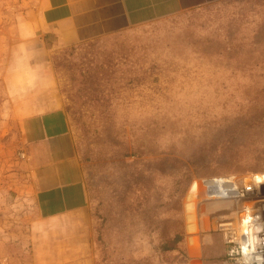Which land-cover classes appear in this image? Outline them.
<instances>
[{"label": "rangeland", "instance_id": "obj_1", "mask_svg": "<svg viewBox=\"0 0 264 264\" xmlns=\"http://www.w3.org/2000/svg\"><path fill=\"white\" fill-rule=\"evenodd\" d=\"M41 1L0 0V264H30L36 240L20 120L39 97L68 120L88 264H244L228 239L247 213L264 218V0H207L70 43L41 23ZM214 177L243 194L213 197Z\"/></svg>", "mask_w": 264, "mask_h": 264}, {"label": "crops", "instance_id": "obj_2", "mask_svg": "<svg viewBox=\"0 0 264 264\" xmlns=\"http://www.w3.org/2000/svg\"><path fill=\"white\" fill-rule=\"evenodd\" d=\"M206 1L42 0L40 19L61 40L70 43L97 37L162 11L194 8ZM52 100L39 97L24 101L23 108L28 110L22 111L20 120L29 176L25 189L34 203L35 224L42 225L40 229L35 224L32 228L31 236L36 240L30 264H88L87 188L66 114ZM14 259L9 263L24 264L17 256Z\"/></svg>", "mask_w": 264, "mask_h": 264}, {"label": "bare ground", "instance_id": "obj_3", "mask_svg": "<svg viewBox=\"0 0 264 264\" xmlns=\"http://www.w3.org/2000/svg\"><path fill=\"white\" fill-rule=\"evenodd\" d=\"M259 177L264 179V173ZM230 179L224 177L209 178L204 180L203 183L207 187L208 193L213 197L222 193L224 196H230L228 198H238L243 193ZM231 239L239 241L245 247L248 260L264 262V218L261 214L247 213L239 237L231 235Z\"/></svg>", "mask_w": 264, "mask_h": 264}, {"label": "built area", "instance_id": "obj_4", "mask_svg": "<svg viewBox=\"0 0 264 264\" xmlns=\"http://www.w3.org/2000/svg\"><path fill=\"white\" fill-rule=\"evenodd\" d=\"M22 155L25 156L24 152L22 153ZM224 178H226V177H224ZM206 179H208V178H206ZM206 179H203V180H206ZM230 180H231V182L235 183L233 179H230ZM228 241L233 243L232 244L233 246L230 249V253L233 257H235L236 260H238L244 264H264L263 261L248 260L246 257L245 247L239 241H234L231 238H229Z\"/></svg>", "mask_w": 264, "mask_h": 264}]
</instances>
